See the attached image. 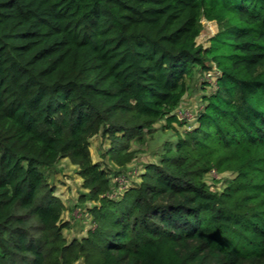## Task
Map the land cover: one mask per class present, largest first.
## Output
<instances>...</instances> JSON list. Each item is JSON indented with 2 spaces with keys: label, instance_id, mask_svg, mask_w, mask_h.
<instances>
[{
  "label": "trees",
  "instance_id": "obj_1",
  "mask_svg": "<svg viewBox=\"0 0 264 264\" xmlns=\"http://www.w3.org/2000/svg\"><path fill=\"white\" fill-rule=\"evenodd\" d=\"M208 72L180 132L174 111ZM161 121L155 161L115 196L88 140L124 167ZM61 159L93 202L70 241L45 174ZM210 172L233 176L213 190ZM79 260L264 264V0H0V264Z\"/></svg>",
  "mask_w": 264,
  "mask_h": 264
},
{
  "label": "rangeland",
  "instance_id": "obj_2",
  "mask_svg": "<svg viewBox=\"0 0 264 264\" xmlns=\"http://www.w3.org/2000/svg\"><path fill=\"white\" fill-rule=\"evenodd\" d=\"M201 23L202 30L195 42L206 48L209 45L210 37L215 34L217 28L214 21L202 19ZM203 78L205 83L202 80L198 82V85L202 84L203 88L201 90L196 88L190 94L185 95L178 108L179 110H175L177 117L185 121L183 126H179L177 123L172 124L180 132L186 128L188 129L189 126H196L197 123L194 120V116L202 109L204 104L200 97L211 93L215 88L216 75L213 72H208ZM161 124L163 125V121L154 124L155 131L151 134H145L140 143L134 141L131 143V148L135 150L136 154L134 159L124 167H117L108 159L106 151L110 147V141L107 138H102L98 134L88 140L91 162L98 164L107 173L112 185L118 186V193L115 196H119L131 183L136 182L137 177L144 170V164L155 161L152 148L158 146L160 140L168 136V133L158 130ZM77 170V166L71 164L68 159H61L53 167L45 171L47 180L54 190V196L65 208L61 221L67 224V227L62 232L67 241L85 236L88 230L93 227L87 214V208L93 202L84 199L85 197L82 194H86L87 191L83 188V180L77 174ZM115 173L118 174L114 175ZM232 176V173L229 172L221 175L210 172L205 176V180L213 190H219L222 188L224 181ZM74 264L83 263L79 260Z\"/></svg>",
  "mask_w": 264,
  "mask_h": 264
},
{
  "label": "built area",
  "instance_id": "obj_3",
  "mask_svg": "<svg viewBox=\"0 0 264 264\" xmlns=\"http://www.w3.org/2000/svg\"><path fill=\"white\" fill-rule=\"evenodd\" d=\"M177 110H179V109H177ZM177 110H176V111H177ZM176 111H175V112H176ZM176 114H177V113H176Z\"/></svg>",
  "mask_w": 264,
  "mask_h": 264
}]
</instances>
